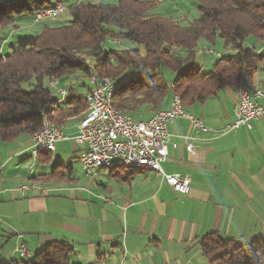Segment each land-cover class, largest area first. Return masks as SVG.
Masks as SVG:
<instances>
[{"label": "crops", "instance_id": "1", "mask_svg": "<svg viewBox=\"0 0 264 264\" xmlns=\"http://www.w3.org/2000/svg\"><path fill=\"white\" fill-rule=\"evenodd\" d=\"M38 24L22 19L10 26L20 29ZM8 30H1L5 31L0 39L3 54L26 37L15 36L6 53L7 42L21 31L7 35ZM254 83L264 92L262 74ZM260 106L264 111V97ZM235 107L236 89L222 90L216 97L184 107L186 116L168 126V156L161 168L168 175L189 176L187 195L176 193L147 170L98 169L93 174L97 178L94 185L83 188L74 186L71 164H60L68 175L57 169V175L45 181L52 171L43 175L38 170L52 160L57 167L63 160L78 161L76 144L65 159L56 150L59 143L55 157L53 152L39 154L31 173L26 164L32 158L31 138L22 136L5 144L0 156V256L7 262L17 258L13 251L18 246L35 253L52 241H66L73 248L72 261L78 264H209L197 244L199 238L217 233L223 240L245 244L264 236V113L252 122L251 129L225 131L235 120ZM190 116L200 119L208 131L197 136ZM75 118L61 126L65 132L76 134ZM188 145L193 153L187 152ZM35 178L46 186L27 185L46 189V195L30 190L21 197L12 190ZM52 181L67 184L62 188ZM5 245L10 246L7 253L3 252Z\"/></svg>", "mask_w": 264, "mask_h": 264}, {"label": "trees", "instance_id": "2", "mask_svg": "<svg viewBox=\"0 0 264 264\" xmlns=\"http://www.w3.org/2000/svg\"><path fill=\"white\" fill-rule=\"evenodd\" d=\"M72 1L65 6L70 15L66 24L52 25L58 17L29 41L23 39L7 54L0 52V143L31 138L43 118L62 126L87 111L86 98L72 88H66L64 99L54 97L52 80L58 83L76 74L86 80L92 75L108 78L116 88L113 107L142 120L163 110L175 94L186 107L222 90L237 89L242 80L256 85L255 77L264 76V0H194L197 18L187 25L156 12L163 0ZM51 4V0H0V28ZM112 39L120 47L109 44ZM248 39L259 47L246 45ZM216 41L228 53L219 55L213 68L202 73L194 66L198 44L212 46ZM164 70L175 74L172 83L165 80ZM126 73L135 75L119 82ZM57 169L55 165L45 181L57 175ZM108 171L140 170L114 167ZM27 182L44 184L36 178ZM197 244L209 264H264V236L237 244L211 233ZM72 253L68 242L52 241L31 257L15 254L17 258L0 264H78L72 261Z\"/></svg>", "mask_w": 264, "mask_h": 264}, {"label": "built area", "instance_id": "3", "mask_svg": "<svg viewBox=\"0 0 264 264\" xmlns=\"http://www.w3.org/2000/svg\"><path fill=\"white\" fill-rule=\"evenodd\" d=\"M64 5L58 4L53 13L33 14V22L55 20V11ZM212 51V50H210ZM110 86H98L92 83L85 98L98 97V106L93 115L84 119V122L77 126V132L70 137L65 130H53L46 127L41 132L40 139H31V152L36 143L52 144L72 140L79 148L77 160L86 176H93L89 172V165H109V158L127 157L131 165H156V174L161 181L168 185L173 191L180 195H187L190 192V178L187 175L166 174L161 165L166 162L168 156V144L170 136L168 126L176 119L185 117L186 114L178 113V109L169 102V107L163 109L161 114L150 116L146 120H124L116 119L115 114L106 110L104 92ZM63 94V99L67 96L68 89L57 88ZM264 97V92L245 93L240 88L236 91L235 120L226 125L225 131H235L241 127L251 129L253 121L263 116V109L260 100ZM192 130L197 136L208 131L205 124L197 118L189 117ZM173 147L175 145L173 144ZM187 152L193 153L192 145L186 147ZM37 160H35L36 163ZM32 172V167L29 168ZM0 172V180H1ZM14 192L24 197L30 190H39L42 195L48 191L44 188L31 189L27 183L17 185L12 189ZM19 257L30 255L24 246H18L13 251ZM31 256V255H30ZM29 256V257H30Z\"/></svg>", "mask_w": 264, "mask_h": 264}, {"label": "rangeland", "instance_id": "4", "mask_svg": "<svg viewBox=\"0 0 264 264\" xmlns=\"http://www.w3.org/2000/svg\"><path fill=\"white\" fill-rule=\"evenodd\" d=\"M55 0H51L52 4L51 6H54L56 3H60L61 5H64V11L61 13V15L59 16V18L55 21L54 24L52 25H63V24H66L69 20H70V15H69V11H67L66 7L65 6H68L67 3H65L66 0H59V1H62L63 3L61 2H54ZM89 3L91 4H96V3H99V2H103V3H107V4H116L118 0H88ZM160 1V0H158ZM74 3V1L71 0V3ZM54 4V5H53ZM156 12L162 16H166L168 18H172L173 21L175 22H180L182 25H187L189 22L193 21L194 19L197 18V6L194 2V0H163L162 3H160L158 6H157V9H156ZM21 19L23 20H30L32 21L33 17L29 16V15H24ZM34 23V22H33ZM34 24H37V23H34ZM50 24L49 21H42V22H39V24L37 26H33V27H30V26H25V25H21L20 29L19 28H16L15 26H6V27H3V28H0V39L1 38H4V32L5 31H1V30H6L9 28L8 30V33L7 35L10 33V31H12L10 34H12L13 32H15V30H21V31H18V32H15L13 38H11L6 46H5V52L7 53V49H8V46L11 42H14V38L15 36L17 35H26L25 37V40L29 41L31 39V37L35 34H37L41 28L45 25H48ZM11 27V28H10ZM116 40V39H114ZM117 41V44H112L114 46H117V47H120V42L118 40ZM246 45L248 46H256L257 48L259 47L257 43L254 42L253 39H248L246 40ZM209 50H212L211 52L212 53H208L207 51ZM228 52H226V50L224 49L223 47V43L221 41H216V43L214 45H207L206 43L204 42H200L198 44V47L196 49V55H195V60H194V66L197 67V68H200L201 72L202 73H206L208 71H210L215 62L217 61V57L219 55L223 56L225 54H227ZM89 61H92V60H89ZM135 75V73H126L125 75H123L120 79H119V82H124V81H127L131 78H133V76ZM164 77H165V80L168 82V83H172L175 79V74L169 70H164ZM52 83V84H51ZM50 83V87L52 88V90L54 91L53 92V95L54 97H58V94L56 93L55 89H54V86H53V83L54 84H57L56 85V88H66V87H69V88H72L76 91H78L80 94L82 95H85L86 94V91H87V87H90L92 86V83L91 81L88 79L86 80L82 74H76L72 77H69L68 79L64 80V81H60L57 83V80H52V82ZM44 84L48 86V82L45 81ZM84 84V85H83ZM65 86V87H63ZM260 88V87H259ZM82 115H79L75 118V120L73 121L74 123L76 122L79 123V121L81 120V117ZM66 133L70 136V137H73L74 134H72L71 132H69L68 130L66 131ZM24 137H21L19 139H22ZM5 144H9V143H0V156L3 155V152L5 150V147L6 145ZM77 146H75V143L73 141H63V142H59V144H57L56 146V150L57 152L60 153V155L63 157V159L67 158L68 157V154L71 153L74 149H76ZM52 153V152H51ZM78 154V153H77ZM52 156H56V152H53L52 153ZM78 156V155H77ZM35 160H37V158H31L26 164L27 167H32V169H35L36 167V163H35ZM57 163H55V161H51L50 165L47 166L45 169L43 168L42 169H39L38 170V174H43V175H49L53 169V167H55ZM60 164L62 165H67V164H71L72 166V175H71V178L73 180H75V184L74 186H79V187H91L94 185L95 183V180H97V178H93V176H86L84 170L80 167L79 165V162L77 161L76 162V159H72V160H63V162H59V165H58V170H60V172H64V176H67L68 173L66 171V169H62L60 167ZM35 166V167H34ZM34 167V168H33ZM61 168V169H60ZM37 169V168H36ZM37 172V171H36ZM25 183H28V182H25ZM54 183V185L58 186V187H65L67 183L65 182H55V181H52V184ZM42 187L43 186H46L45 184L41 185ZM6 246V245H5ZM10 249V246L7 245L4 249L3 252L7 253ZM2 251V249L0 248V252ZM28 252L30 253V250H28ZM33 251H31L30 255H33ZM29 255V256H30ZM28 256V257H29ZM31 257V256H30ZM4 257L3 256H0V260L4 261L3 259Z\"/></svg>", "mask_w": 264, "mask_h": 264}, {"label": "bare ground", "instance_id": "5", "mask_svg": "<svg viewBox=\"0 0 264 264\" xmlns=\"http://www.w3.org/2000/svg\"><path fill=\"white\" fill-rule=\"evenodd\" d=\"M56 3V2H55ZM60 3H56L54 6H48L45 9L38 11V14H50L53 13L54 10L56 9L57 5ZM61 5V4H60ZM64 11V7L62 6L58 10L55 11V20L61 15V13ZM48 21H54V20H48ZM34 23H39V22H34ZM109 44H117V41L112 39L108 41ZM208 53H212L210 50L207 51ZM89 80L91 83H94L98 86H110L107 87V89L104 92V100L106 103V110L111 113L115 114L116 119H124V120H133L134 118L131 116H128L121 112L120 110H117L113 107V96L115 94L116 88L113 82L108 79V78H97L95 75H92ZM52 82V81H51ZM50 82V83H51ZM241 83V90L242 92L245 93H257V92H262L258 88L254 87L253 85L248 84V82L242 80L240 81ZM240 83L238 84V87L236 91L239 90L240 88ZM52 84V83H51ZM55 91L57 90L56 84L53 83ZM56 93L63 98V94H61L60 91H56ZM171 103L174 105V108L178 109V113L180 114H185V108L182 104V101L178 95H173L171 97ZM86 103H87V111L84 114V116L81 118L79 121L78 125H81L84 122V119L89 117L90 115H93V113L96 111L97 106H98V97H91L90 100L86 98ZM162 110L155 112L151 116H157L158 114H161ZM44 123L46 127L51 128L53 130H64L61 126H57L53 122L49 121L47 118H43L42 120V126L40 130L35 133L31 139H40L41 138V132L44 129ZM55 149L54 145L52 144H46V143H36L35 146L33 147V153H32V158H37L39 154H48L53 152ZM114 167H122L125 169H136V170H147V171H153L156 173V165H131L129 164V158L127 157H113L109 158V165L104 166V165H89V172H92L94 174L95 170L98 169H112ZM2 169H0L1 172ZM28 186V185H27ZM31 187V186H29ZM32 188L34 189H41L38 186H33Z\"/></svg>", "mask_w": 264, "mask_h": 264}]
</instances>
